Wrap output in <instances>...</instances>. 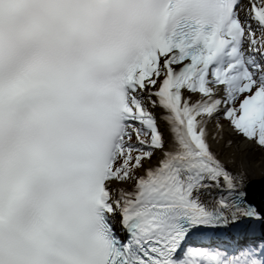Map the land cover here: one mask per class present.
<instances>
[{"label": "snow or ice", "instance_id": "6c2138e0", "mask_svg": "<svg viewBox=\"0 0 264 264\" xmlns=\"http://www.w3.org/2000/svg\"><path fill=\"white\" fill-rule=\"evenodd\" d=\"M257 167L264 0H0V264H264Z\"/></svg>", "mask_w": 264, "mask_h": 264}, {"label": "water", "instance_id": "95a60500", "mask_svg": "<svg viewBox=\"0 0 264 264\" xmlns=\"http://www.w3.org/2000/svg\"><path fill=\"white\" fill-rule=\"evenodd\" d=\"M251 179L250 198L257 204H260L264 202V174L260 172L258 175L252 176Z\"/></svg>", "mask_w": 264, "mask_h": 264}, {"label": "bare ground", "instance_id": "6f19581e", "mask_svg": "<svg viewBox=\"0 0 264 264\" xmlns=\"http://www.w3.org/2000/svg\"><path fill=\"white\" fill-rule=\"evenodd\" d=\"M255 158L258 160L259 159V153L254 154ZM261 172L260 168L257 167L253 172L250 173L251 177L256 176Z\"/></svg>", "mask_w": 264, "mask_h": 264}]
</instances>
